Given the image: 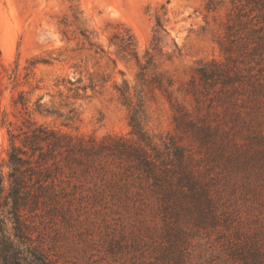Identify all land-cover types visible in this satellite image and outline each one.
Wrapping results in <instances>:
<instances>
[{
  "label": "rangeland",
  "instance_id": "1",
  "mask_svg": "<svg viewBox=\"0 0 264 264\" xmlns=\"http://www.w3.org/2000/svg\"><path fill=\"white\" fill-rule=\"evenodd\" d=\"M0 176L49 264H264V0H0Z\"/></svg>",
  "mask_w": 264,
  "mask_h": 264
},
{
  "label": "trees",
  "instance_id": "2",
  "mask_svg": "<svg viewBox=\"0 0 264 264\" xmlns=\"http://www.w3.org/2000/svg\"><path fill=\"white\" fill-rule=\"evenodd\" d=\"M157 25L158 27L160 26L159 20L157 21ZM23 155H27V151L22 147L11 143V149L8 155V164L11 166V171L9 173L11 191L9 194L13 199V208L15 210L20 204L19 187L21 186L22 177L19 175V167L28 161V158ZM1 190L2 178L0 176V191ZM15 216L16 220L12 236L7 234L4 228V221L0 219V257L5 261V264H15V262L17 264L21 257H23V253L28 251L30 253V263L49 264L45 256L41 254L37 247L33 244L31 237L26 233V227L17 213H15ZM19 243L26 245V249H24V251L21 250ZM26 258L29 260V256ZM12 261H14V263H11Z\"/></svg>",
  "mask_w": 264,
  "mask_h": 264
}]
</instances>
